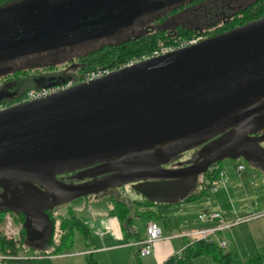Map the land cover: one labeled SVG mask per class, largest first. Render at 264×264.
I'll list each match as a JSON object with an SVG mask.
<instances>
[{
	"label": "water",
	"instance_id": "1",
	"mask_svg": "<svg viewBox=\"0 0 264 264\" xmlns=\"http://www.w3.org/2000/svg\"><path fill=\"white\" fill-rule=\"evenodd\" d=\"M112 1L86 0L81 10L66 11L65 17L58 13L55 20L61 23L44 33L10 42L2 38L0 62L10 49L29 41L95 27L99 35L110 34L103 26L114 19ZM103 3L107 15L87 13ZM146 6L145 11L151 5ZM125 7L124 22L142 12ZM74 13L95 18L62 22ZM59 84L49 80L43 88ZM263 144L264 17L102 78L1 108V206L24 216L26 241L47 244L53 231L49 215L62 205L102 193L124 203L129 219L135 210L121 198L123 186L139 183L134 189L140 197L177 204L196 190L201 175L226 159H242L264 173ZM198 148L188 166L164 167ZM66 176L81 183L68 184Z\"/></svg>",
	"mask_w": 264,
	"mask_h": 264
},
{
	"label": "rangeland",
	"instance_id": "2",
	"mask_svg": "<svg viewBox=\"0 0 264 264\" xmlns=\"http://www.w3.org/2000/svg\"><path fill=\"white\" fill-rule=\"evenodd\" d=\"M67 1L69 3L65 5V0H31L29 2L21 3L19 8L15 7L6 10L9 15H0V40L3 38L8 39L7 42H10L15 41L16 38L20 39L23 38V36L33 35L36 32L44 33L51 24L61 23L55 20V16L58 13L62 12L65 17L66 11L74 12L77 9L81 10L86 2V0ZM147 1L149 0H123V3L132 10L138 8V10L145 11L147 7L146 5H151L150 3H147ZM253 1L254 0H231L230 4H236L237 6L242 7L243 5H248ZM6 11L4 13H6ZM94 18H91L84 13H79L72 16V19H64L62 22L75 23L77 20L87 21ZM93 29L94 28L71 31L58 36H52L37 41H29L23 45L12 48L8 51L6 59L0 62V74L6 73V71L2 70L14 71L17 69H29V67H41L51 64L57 67V72L64 71V74L66 75L68 73H76L77 68L73 69L72 67H68L65 69L71 59H75L80 55L99 49L105 45L128 40L130 35L131 37L135 36L137 35L135 32L138 31L137 28L123 27L121 31L115 34L99 35L95 32L97 27H95L94 31L90 32ZM5 91L12 93V85L6 88ZM196 154L197 153L194 150L184 152L181 154V157L173 159L168 164H165L164 167L167 169L183 168L195 159ZM239 162L240 160L226 159L222 161V164L228 169L232 170ZM251 173L254 174L256 178L253 179L250 175ZM242 177H244V180L248 181L249 184H255L264 189V173L246 165V172ZM65 182L69 183L71 181L66 180ZM138 185L139 183H130L123 186L120 189L121 198H128L130 201L140 198L142 193H137V191L134 189ZM107 198L108 196L102 193H98L90 197L79 198L56 208L54 212L51 213L54 215V217L59 215L66 217L64 214L69 211L83 222L89 221L87 222V225L89 226L93 235L91 238L89 237L88 240H85V237L82 235L76 234L74 235L73 244L69 248L64 249L59 254H54V247L48 246L45 241L34 243L24 241L22 245L23 248L26 250L29 249L30 253L42 254L43 256H53V258L42 260L40 262L41 264H125L126 259H128L129 256H131V264H135L133 254L130 249H121L115 251L106 250L105 252H97L96 250L99 249L101 245L96 238L98 237V234L95 232V228L97 229L95 222L99 221L101 223L102 220L108 218L107 213L109 206L107 204ZM223 198L226 200L223 191H219L218 194L208 192V194L202 200L193 205L191 204L189 209L186 207L185 212H167L169 215L171 214V225L170 232H165V235L178 234V230H176V219L180 214L183 215V213H188V215H191L194 218L206 208L210 209V211L223 212V208L220 206V204L223 203ZM246 199L247 196H241L238 198H233L232 201L233 204L238 207L240 206V203L244 202ZM56 220L57 222L55 227L57 228L58 218ZM254 223L256 222L251 221L247 224L235 226L231 228V233L235 237L240 236V239L243 241L244 245L246 244V246H252L251 239L254 237L255 233L253 228ZM10 225H12V223ZM56 228L53 226L54 237L58 236ZM134 228L137 230L140 236L145 237V222L135 219ZM15 229L17 232L18 227L16 226ZM225 236L227 242L231 245V249L229 248L227 251L231 252L234 256L233 264H241V261L243 260L242 256L244 254L236 250L233 240L234 237L232 235L226 233ZM54 242H58L57 238H55ZM124 242L125 241L118 243ZM179 242H182V246H185L184 240ZM139 259L141 260V263L144 264V257L139 256ZM184 264H212V262L209 258H197L193 260L187 259Z\"/></svg>",
	"mask_w": 264,
	"mask_h": 264
},
{
	"label": "trees",
	"instance_id": "3",
	"mask_svg": "<svg viewBox=\"0 0 264 264\" xmlns=\"http://www.w3.org/2000/svg\"><path fill=\"white\" fill-rule=\"evenodd\" d=\"M20 1L21 0H0V12L17 5ZM262 17H264V0L255 1L247 7L236 11L233 15V18L238 21V26H242ZM192 37V35L179 34L173 39L168 37L162 39L165 41L158 42L156 37L139 36L133 39L105 45L99 49L80 55L75 59H71L65 69L68 67H72L73 69L77 68V72L68 73L67 75L64 74V71L57 72L58 69L53 64L41 67H29V69H17L9 73L2 74L0 75V90L3 85H12V93H16V97L11 100L4 99L0 105L5 108L22 102L24 97L29 92L42 89L44 82H47L49 78H53V81H58L57 78H66L65 81L60 82L59 85L65 84L69 80L79 81L90 71L105 67L116 69L128 60L139 58L142 55L149 54L161 47L175 44L176 42L183 41L184 39L189 40ZM238 164H243L245 167L246 165L249 166L242 159ZM221 171H224V165L222 162L212 166L206 174L200 176V182L198 181L196 190L180 203L159 205L146 198L140 197L131 201V208L135 210V215L127 219L131 212L130 209L124 203H119L112 197H109L107 198V201L112 207L110 213L117 217L122 224H124L125 228H123L127 232V235L136 234L134 229H132L135 219L147 223H158L165 229H169L171 224L170 216L167 213L168 210L180 204L193 205L202 200L208 192H211L213 186H215L218 175ZM220 213L226 215L225 212ZM51 215L52 214L49 215V219L51 220V224L54 228H56L55 224L57 222L56 219L58 218V225L56 228L58 236L54 237V231H52L47 244L48 246L54 247V254H58L62 249L70 246L76 231L85 233V229L81 222L73 215H69V217H63L61 215L54 217ZM8 220L12 221L15 228L16 226L18 227V230L10 236H7L0 231V244L8 248L13 253L16 252V246L18 245L20 246V250L22 252L30 253L29 249L26 250L22 246L24 241H26V232L23 228L25 221L24 216L21 214L15 215L10 213L6 208L1 206L0 200V228ZM55 238H57V243L54 242ZM137 257L138 253L136 252V258ZM197 258H209L212 264H233L232 253L220 248L215 241H195L187 247L185 255L180 258L173 257L164 264H184L187 259L193 260ZM242 264H264V248L258 250L254 256L246 258Z\"/></svg>",
	"mask_w": 264,
	"mask_h": 264
},
{
	"label": "crops",
	"instance_id": "4",
	"mask_svg": "<svg viewBox=\"0 0 264 264\" xmlns=\"http://www.w3.org/2000/svg\"><path fill=\"white\" fill-rule=\"evenodd\" d=\"M238 165L239 164L235 165L232 170L224 166V171L226 172L228 176V184L225 189L223 190L219 189L217 192H214V194H218L219 191L220 192L223 191L224 196L226 197V200H224L223 198V203H221L220 206L221 208H223L222 210L226 214L225 220L228 223L232 222L233 220V215H232L233 212L237 214L246 215V214H250L253 212H259L261 210H264V189L255 184L251 185V183L249 184L248 181L244 180V177L242 176L246 172V168L242 173H237L236 169ZM250 175L252 176L253 179L256 178L254 174L251 173ZM241 196H244V197L247 196V199L244 202L240 203V206L236 207L233 204L232 199L236 197L238 198ZM107 204L109 206V210L107 213L108 218L105 220H102L101 223L99 221L95 222L96 227H97V229L95 228V232L96 234H98L97 235L98 237L96 238L99 241V244L101 245L99 249H96L97 252H105L106 250L115 251V250H121V249H130L133 254L134 263L142 264L141 260L139 259V256L136 258L137 250L134 247V244L137 241L144 239L146 237V234H145V237L140 236L137 230L134 228V222H133L132 228L134 229L136 234L127 235V232L124 230L123 224L121 223V221H119L117 217H115L114 215L110 213L112 207L109 204V202H107ZM190 206L191 204H180L178 206H174L172 209H169L168 212H171V213L172 212H178V213L185 212L186 210L185 208L187 207L189 209ZM207 210L210 211V209L208 208L203 209L202 211H207ZM64 215L69 217V215H73V213L68 211ZM169 216H171V214ZM197 216L198 215H196V217L193 218V216L188 215V213H183V215L180 214L178 218L176 219V224H177L176 230H178L177 235H169V234L165 235V232L167 233L170 232V228L165 229L160 224L156 223L161 229L162 239L153 246L151 250V254L147 257H144L145 259L144 264H164L166 261H168L169 259L173 257L180 258L183 255H185L187 247L193 243V240H190L189 238H183L181 237V235L192 232V231H196L199 229L209 228V227L214 226V224L205 225V224L200 223L197 220ZM75 218L79 220L81 224L84 226L85 233L76 231L74 235L80 234L83 237H85L84 238L85 240H88L89 237L91 238L93 234L89 226L87 225V222L89 221L83 222L82 220L78 219L76 216ZM254 221L256 223H254V226H253L255 233H254V237L251 239L252 246L250 245L246 246V244L244 245L243 241L240 239V236L235 237L231 233V229L218 233L216 235L218 239H225V240H226V236H225L226 233H229V235H232L234 237L233 240H234V246L236 247V250L244 254L242 256L243 260L241 261V264L246 258L254 256L258 250L264 248V217L258 220H254ZM147 224L148 223L145 222V230L147 228ZM215 224H217V222ZM181 240H184L185 246H182L183 245L182 242H179ZM122 241H125V242L118 243ZM73 242H74V237H73V240L70 246L73 244ZM106 243H110V244H106ZM69 247H66V248H69ZM229 248L231 249V245L227 242V247L224 250L227 251L229 250ZM63 250L64 249H62L61 252ZM233 259H234V256H233ZM125 264H131V256H129V258L126 259Z\"/></svg>",
	"mask_w": 264,
	"mask_h": 264
},
{
	"label": "flooded vegetation",
	"instance_id": "5",
	"mask_svg": "<svg viewBox=\"0 0 264 264\" xmlns=\"http://www.w3.org/2000/svg\"><path fill=\"white\" fill-rule=\"evenodd\" d=\"M255 1L258 0H254L253 2ZM103 2L105 3V0H103ZM147 2L151 3L148 10L142 11L139 14L133 13L132 16L124 22L123 19H125L126 14L125 4L123 1L113 0L109 5V9L112 11L111 13L114 19L108 25L103 26V30L110 34H115L121 31L123 27H133L138 29V31L135 32L137 35L132 37L130 35L129 39L147 36L156 37L158 42L165 41L162 39L168 37L173 39L179 34H186L192 35L193 37L191 39H195L199 43L238 27V21L233 18V15L236 11L253 3L251 2L245 6L241 5L242 7H240L236 4L231 5V0H149ZM104 3L100 8H96V10L94 7L91 9L89 8L87 13H89V15L98 16L107 15L108 12ZM121 23H125V25L122 27ZM57 79V82H63L66 78ZM49 80H53V78H49L47 81ZM8 87L9 85H3L1 87L0 104L4 99L11 100L16 97V93L5 91ZM1 107L3 108L2 105H0V109ZM261 146L264 149V144ZM200 149L201 148H198L194 151L197 153ZM70 177L72 176L65 177L71 180L69 183H81L72 180ZM51 216L54 215L52 214Z\"/></svg>",
	"mask_w": 264,
	"mask_h": 264
},
{
	"label": "built area",
	"instance_id": "6",
	"mask_svg": "<svg viewBox=\"0 0 264 264\" xmlns=\"http://www.w3.org/2000/svg\"><path fill=\"white\" fill-rule=\"evenodd\" d=\"M197 43L198 41L195 39L178 41L175 44L161 47L159 49L152 51L149 54L142 55L139 58L128 60L127 62L120 65L116 69L105 67L102 69L93 70L85 74V76L79 81L69 80L67 83L62 84V85L54 86L51 88H43L37 91L29 92L24 97L22 102H28V101H33V100H37L40 98H44L48 95H51L61 90H65L79 83L88 82L91 80L102 78L103 76L113 71L132 66L136 63L148 60L150 58H155V57H159L162 55H166L168 53L195 45ZM245 168H246L245 165L239 164L237 166L236 171L237 173H242L245 170ZM227 184H228V176L225 171H221L218 175L216 184L215 186H213L211 192L214 193V192H217L219 189H225ZM232 215H233V220L232 222L228 223L225 220V215L220 212L209 211V210L202 211L197 216L198 221L202 224H214V226L209 227V228L199 229V230L192 231L189 233H185V234H182L181 237L189 238L190 240H193V242L195 241H203V242L215 241L220 248L225 249L227 247V241L225 239H218L216 235L226 230H230L231 228L235 226L247 224L248 222L263 218L264 210H261L259 212H253V213L246 214V215H238L237 213L233 212ZM9 222L12 223V221L8 220L0 228V231L7 236H10L12 233L14 234L16 232L14 224L12 223V225H10L11 223ZM216 222L217 224H215ZM161 239H162V233H161L160 227L154 222H149L146 228V237L142 240L137 241L134 244V247L137 250L138 256H141V257L149 256L151 254V250L153 246L157 242H159ZM3 247L4 246L0 244V264H41L40 262L42 260L53 258V256H43L42 254L22 252L20 250L19 245L16 246L15 253L10 251L6 247L4 248Z\"/></svg>",
	"mask_w": 264,
	"mask_h": 264
}]
</instances>
